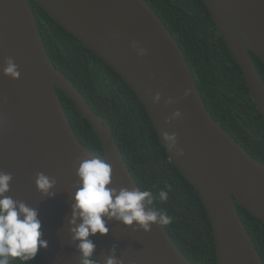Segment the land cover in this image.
<instances>
[{
	"label": "water",
	"instance_id": "water-1",
	"mask_svg": "<svg viewBox=\"0 0 264 264\" xmlns=\"http://www.w3.org/2000/svg\"><path fill=\"white\" fill-rule=\"evenodd\" d=\"M56 24L104 60L139 98L171 163L193 186L209 218L218 264H264L237 204L264 224V165L210 115L179 43L145 0H32ZM239 65L264 117V82L252 55L264 64V0H201ZM15 67L13 76L6 72ZM61 91L91 125L104 154L86 148L62 107ZM174 137V140L165 137ZM111 166L116 190L141 191L114 139L77 88L54 66L30 0H0V174L4 196L38 212L43 264H83L69 223L86 160ZM40 174L52 187L38 189ZM115 197H113V200ZM146 213L153 210L146 199ZM106 235L89 236L92 259L106 264H192L158 219L145 230L136 221L102 217ZM80 220L77 219V224Z\"/></svg>",
	"mask_w": 264,
	"mask_h": 264
},
{
	"label": "trees",
	"instance_id": "trees-1",
	"mask_svg": "<svg viewBox=\"0 0 264 264\" xmlns=\"http://www.w3.org/2000/svg\"><path fill=\"white\" fill-rule=\"evenodd\" d=\"M183 50L196 85L212 118L256 161L264 165V117L251 98L242 71L218 34L201 0H145ZM34 16L54 66L77 88L92 112L110 124L122 157L151 209L172 218L164 224L172 241L192 264H218L212 227L193 186L162 147L147 111L136 94L104 60L85 48L30 0ZM264 82V64L253 54ZM69 123L92 152L103 155L91 125L61 92ZM170 185L171 188L165 187ZM165 191L166 201L159 198ZM263 262L264 224L237 204ZM12 264H21L13 260ZM23 264H43L41 257ZM94 264H96L94 262Z\"/></svg>",
	"mask_w": 264,
	"mask_h": 264
},
{
	"label": "clouds",
	"instance_id": "clouds-1",
	"mask_svg": "<svg viewBox=\"0 0 264 264\" xmlns=\"http://www.w3.org/2000/svg\"><path fill=\"white\" fill-rule=\"evenodd\" d=\"M6 72L17 75L11 64ZM165 139L174 140V137L166 136ZM111 174V166L95 158L82 162L77 170L81 186L74 196L75 203L72 205L69 223L75 225L71 229L72 239L79 241L77 247L83 264H94L92 253L95 245L89 236L97 233L103 236L109 231L102 217L116 218L125 225H132L136 221L145 230H148L149 222L157 219V212L146 213L142 204V201L152 196L150 191H129L122 188L117 194L115 189L107 187L111 183ZM10 180L9 174H0V264H12L17 259L23 264L35 259L39 249L47 247V241L41 239L42 225L38 212L22 202L4 196L9 191ZM36 183L44 193L52 187V182L43 174L38 176ZM165 187L169 190L171 188L170 185ZM159 198L166 201L168 195L165 191H160ZM160 218L164 224L172 222V218L163 213ZM77 219L80 220L79 224ZM106 264H116V261L110 257Z\"/></svg>",
	"mask_w": 264,
	"mask_h": 264
}]
</instances>
